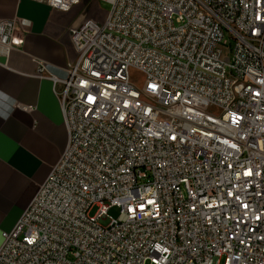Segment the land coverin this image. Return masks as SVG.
Here are the masks:
<instances>
[{
    "label": "built area",
    "instance_id": "obj_1",
    "mask_svg": "<svg viewBox=\"0 0 264 264\" xmlns=\"http://www.w3.org/2000/svg\"><path fill=\"white\" fill-rule=\"evenodd\" d=\"M96 1L50 78L66 145L0 264H264V0Z\"/></svg>",
    "mask_w": 264,
    "mask_h": 264
},
{
    "label": "crops",
    "instance_id": "obj_2",
    "mask_svg": "<svg viewBox=\"0 0 264 264\" xmlns=\"http://www.w3.org/2000/svg\"><path fill=\"white\" fill-rule=\"evenodd\" d=\"M94 12L82 1L62 12L34 1L0 0V21L28 23L22 44L0 47V243L66 145L50 78L65 77L76 57L69 29Z\"/></svg>",
    "mask_w": 264,
    "mask_h": 264
},
{
    "label": "rangeland",
    "instance_id": "obj_3",
    "mask_svg": "<svg viewBox=\"0 0 264 264\" xmlns=\"http://www.w3.org/2000/svg\"><path fill=\"white\" fill-rule=\"evenodd\" d=\"M81 1H82V5L86 12L91 11V10L96 11L92 13V15H89V16H92V18L96 20H103L109 8L107 4L102 3V2H99V3L93 2V0H81ZM89 16H86L84 19H89L90 18ZM130 79L136 86H141L142 80L135 71L130 72ZM118 214H119V211H118V208L116 207H112L107 210V215L111 218H116ZM145 264H148V262H146Z\"/></svg>",
    "mask_w": 264,
    "mask_h": 264
},
{
    "label": "snow or ice",
    "instance_id": "obj_4",
    "mask_svg": "<svg viewBox=\"0 0 264 264\" xmlns=\"http://www.w3.org/2000/svg\"><path fill=\"white\" fill-rule=\"evenodd\" d=\"M149 87L152 88L153 90H155L156 86L155 85H149ZM88 99H89V101H92V100H94V97H89ZM246 174H250V173H246ZM150 203H151V201H150ZM245 207H247V206L245 205ZM141 210H143V206H141ZM130 211H131V209H130ZM257 219H259V217H257Z\"/></svg>",
    "mask_w": 264,
    "mask_h": 264
}]
</instances>
